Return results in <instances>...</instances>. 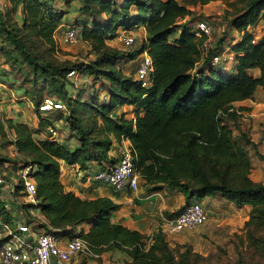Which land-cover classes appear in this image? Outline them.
<instances>
[{
	"label": "trees",
	"instance_id": "obj_1",
	"mask_svg": "<svg viewBox=\"0 0 264 264\" xmlns=\"http://www.w3.org/2000/svg\"><path fill=\"white\" fill-rule=\"evenodd\" d=\"M208 1L132 0L136 4V13L129 14L120 7L116 9V14L124 16L122 20L115 19L113 14L110 17L94 15L90 24L73 22L82 25L80 37L94 47H101V51L89 62H46L43 63L45 68L49 66L51 72L64 79L70 69L83 73L91 71L97 75L98 70H93L95 63L101 60L115 62L125 57L133 60L142 49H146L153 62L152 82L143 87L133 74L124 75L116 67L99 71L105 80L108 79L107 82L101 81L108 101L102 99L100 103L86 104L88 109L96 110L92 123L77 119L68 109L66 120L79 141V145L73 148L54 138H36L34 132L39 128L31 127L27 122H12L15 150L26 157L23 163H33L36 183V202L18 203L19 210L26 211L30 205L38 206L46 218L40 219V226L65 232H70L80 221H92L81 234L97 252L108 244L131 255L133 261L141 262L158 253L169 264H177L161 230L152 236L148 250L142 251L140 232L112 219V212L119 205L117 201L107 195L81 197L65 189L59 179L61 159L78 162L80 167L90 159H107L113 138L126 136L130 140L135 165L145 182L153 183L157 188L166 183L185 194L177 213L191 200L206 194H219L236 206L251 205L246 224H264V180L250 178L251 161L247 148L237 143L228 123V115L235 114L232 102L252 96L257 85L264 87V26L257 41L252 42L251 33L245 31L241 41L232 44L237 71L227 75L222 64L210 62L220 43L201 55L199 40L190 30L188 20L183 19L192 12V6ZM236 1L243 2L244 6L232 17V28L240 30L257 19L264 20V0ZM83 2L84 8L90 10L88 2ZM130 3L125 4L126 10ZM109 4V0L102 1L100 9ZM23 11L24 23L31 26L44 42L54 43L53 31L63 22V12L43 6L42 0H23ZM127 22L145 23L146 40L129 53L108 47L105 43L107 34H114L116 27ZM175 29L179 32L169 40L168 36ZM251 66L259 67L258 76L246 70ZM92 77L96 81L94 75ZM62 83H55L54 91L63 97ZM41 98L34 99L35 107ZM65 103L69 104L67 99ZM122 103L134 105V118L111 114V110ZM39 121L40 128L46 127V118L39 117ZM257 154L264 158V152L257 151ZM6 161L9 160L5 159L3 164ZM215 170L221 173L218 179L209 174ZM229 170L231 174L226 177ZM7 176L12 178L9 173ZM0 216L12 220L11 209L5 208L1 198ZM187 252L182 251V254L187 255ZM238 264L249 263L239 260Z\"/></svg>",
	"mask_w": 264,
	"mask_h": 264
},
{
	"label": "rangeland",
	"instance_id": "obj_2",
	"mask_svg": "<svg viewBox=\"0 0 264 264\" xmlns=\"http://www.w3.org/2000/svg\"><path fill=\"white\" fill-rule=\"evenodd\" d=\"M83 1L42 0L43 6L55 7L63 12L61 20L64 23L58 30L55 29L53 31L54 43H48L40 39L31 26L24 23L23 0H0V79L6 84L5 91H3V99L0 101V174L9 173L12 176L11 179L14 181L18 179V168L25 161L24 159L26 157L18 154L15 150L13 144L15 132L10 124L15 121H24L25 115H21L24 111L29 113L32 110L34 114V99L36 97L41 98L45 95H52L60 98L67 109L70 110V113L73 111L77 119L79 118L83 122L89 121L92 123L96 110L95 108L88 109L86 104L91 102L100 103L102 99L106 98L104 94L99 92L101 89L99 82L102 80L107 82L108 79L105 80V77H102L99 71L116 67L124 72V75L134 74L136 61L133 60L128 63L127 57L120 61L116 60L115 62L101 60L100 63H95L93 70H98L97 75L91 71H89L90 73L77 71L73 75L65 76L67 79L56 76V74L50 71L49 66L46 65L47 68L44 67L43 63L46 62H89V60L92 61L97 53L101 51V47L97 48L92 46L80 36L72 42L61 40L60 33L67 25L76 21L90 24L94 15L110 17L115 14V19L122 20L124 16L116 14L118 13L116 9L119 7L129 14L137 12L136 4L132 0H109V6L102 10L100 9V4L105 0H86L91 8L90 10L84 8ZM212 1L213 6H210L212 8L208 9L210 11L208 14L196 12L197 10L194 11L197 5L195 4L192 6V12L188 15L190 17L194 16L193 19L206 18L212 23L211 43L214 45L217 42L220 43L219 49H221L230 39L232 40L233 35L236 33V30L231 27L230 21L234 14L244 6V3L236 0ZM127 2L131 3L127 6L128 9L126 10L125 4ZM30 15L31 13L29 12V17ZM187 17L189 18V16ZM145 25V23L131 24L129 22L122 24L116 27L114 34H107L105 43L110 48L129 53V51L138 48L146 40L147 33H144ZM263 26L264 20L257 19V22L254 24L257 32L259 29L263 32ZM119 27L131 30L135 34V42L131 46H125L121 42L117 35ZM178 32V29L173 30L170 36H168L169 40H173V37ZM225 48L229 50L228 45L224 46L221 50ZM31 57H36V59H32ZM92 74L96 78V81H93ZM89 80L90 82H88ZM61 81L65 89L63 97L62 94L60 96L54 91L56 88L55 83L60 84ZM257 86H261L264 98L263 85ZM65 99L68 100L69 104L65 103ZM232 105L235 114L228 115V123L232 129L233 137L237 143L247 148L246 151L251 161L248 172L250 178L254 181H262L264 180V158L257 154V151L258 153L264 152V144L259 141L258 150L255 142H252V140L249 142L248 139H250L251 130L258 132L261 129L263 120L259 122L260 120L257 119L256 122H253L251 116L246 114L244 116L243 112L249 110L247 109L249 107L246 102L234 100ZM68 115L69 113H64L61 109H56L48 115L54 120L59 116L62 117V124L58 122L57 129L63 133L62 137L64 138L74 135L69 121L67 120L68 122H65ZM48 124L49 121H47L46 126ZM40 127L37 128L40 129ZM44 127L45 125L42 126V128ZM39 129L38 132H45ZM34 136L41 138L36 135ZM258 139L260 140V136ZM5 159L9 160L8 167H5L3 164ZM209 174H212L210 176L214 179H218L221 173L215 170L214 172L209 171ZM230 174L231 172L229 170L225 176L228 177ZM139 181L144 185L145 179L143 177H140ZM151 185L153 188H157L155 184ZM163 186H167V184L161 183V187ZM203 197H205L204 206L208 208L210 201L213 200V196L203 195L197 200H203ZM213 208L214 211L206 212V218L200 224L194 227L172 231L165 235L174 254L176 263L238 264V261L242 260L249 264H264V224L258 225L255 222L246 224L251 205L244 203L241 206H236L227 199H221L220 203L215 204ZM28 214L30 219H39L30 213ZM165 214L167 216L171 215L168 213ZM137 230L140 232L142 239L139 244L141 247L144 246L142 251L148 250L150 247L149 244L153 240L152 236L157 233V230L150 231L149 233L139 229ZM81 232L82 230L78 229V233ZM102 247L98 255L85 260L87 264H169L158 253L156 255L151 254L148 259L145 258L141 262H137L133 261L131 255L128 253L108 244H104ZM185 250L188 251L187 255L182 254V251Z\"/></svg>",
	"mask_w": 264,
	"mask_h": 264
},
{
	"label": "built area",
	"instance_id": "obj_3",
	"mask_svg": "<svg viewBox=\"0 0 264 264\" xmlns=\"http://www.w3.org/2000/svg\"><path fill=\"white\" fill-rule=\"evenodd\" d=\"M194 17V16H193ZM188 18L190 30L196 39L199 40L201 55H204L211 47L213 25L206 18ZM255 23V22H254ZM254 23L236 30L234 37L224 46L212 54L211 64H222L234 59L236 52L232 44L240 42L245 31L251 33V41H257L262 35V30L258 32ZM82 25L72 23L60 33V39L65 42H72L80 36ZM117 35L125 46H131L135 42V34L126 28L119 27ZM141 46V44H140ZM139 46V47H140ZM134 78L143 87H148L152 82L153 62L152 57L146 49H142L135 58ZM132 60V61H133ZM77 73L76 69L67 71V75ZM6 87L4 81L0 79V101L3 99V91ZM65 108V109H64ZM61 109L64 113L68 109L64 102L55 96L45 95L35 107L37 117H44L49 124L44 128L46 137L55 138L56 126L50 122V112ZM260 140L264 144V120L260 129ZM8 165V161L4 162ZM34 165L31 162L21 163L17 173L19 180H12L7 173L0 174V198L4 201L6 209H11L12 220L8 221L0 216V264H87L85 260L98 255L93 244L81 233H68L59 228L47 229L39 225L41 220L30 219L29 207L27 210L18 209V203L36 202V183L33 178ZM95 177L106 182L115 189H136L138 187L140 173L135 165L134 154L130 145L124 146L116 161L100 168ZM18 184V187H16ZM20 184V185H19ZM17 204V205H16ZM206 218V209L200 200H191L180 212L167 217L163 214L159 217L157 229L165 235L172 231L183 228L194 227ZM30 219V220H29Z\"/></svg>",
	"mask_w": 264,
	"mask_h": 264
},
{
	"label": "crops",
	"instance_id": "obj_4",
	"mask_svg": "<svg viewBox=\"0 0 264 264\" xmlns=\"http://www.w3.org/2000/svg\"><path fill=\"white\" fill-rule=\"evenodd\" d=\"M212 2V3H211ZM213 1L210 0L203 4H197L196 12H204L208 14L210 11L208 9L212 8ZM199 10V11H198ZM189 15H186L187 17ZM257 22V21H256ZM255 22V23H256ZM64 22L60 23L57 27L58 28ZM254 23V24H255ZM144 26V25H143ZM145 29V28H144ZM146 32V29L144 33ZM204 57V56H202ZM201 57V58H202ZM202 61V59H200ZM198 63H201V61ZM132 60H128V63ZM231 61V62H230ZM225 63L223 66V72L227 75H232L237 71V59L234 58ZM128 70V66H127ZM249 73L253 75H259V67L258 66H251L246 69ZM90 82V80L88 81ZM99 86H101L100 93L104 94L106 97L103 99L104 101H108V94L106 92V88L104 87L103 83L100 81ZM102 100V101H103ZM235 101L239 102H246L248 105L249 110L244 113L246 115L251 116L253 122H256L259 119L261 122L264 120V98L261 86H257L254 90V93L250 97H245L242 99H237ZM35 107V106H34ZM35 110V109H34ZM63 112V111H62ZM142 113V111H140ZM111 114L114 116L124 115L127 118H134V105L131 103H122L116 105L112 110ZM262 114V115H261ZM21 115H25L24 121L28 122L29 125L35 127H40L38 117L33 114L31 110L29 113L22 112ZM52 118V117H51ZM62 117H58L55 120L51 119L50 122L56 126V134L55 139L64 143L69 148H73L79 145V141L76 136L70 135L68 138L62 137L63 133L58 131L57 126L58 122L62 124ZM67 123L68 121L65 120ZM252 122V121H251ZM68 125V124H67ZM45 128V127H44ZM44 128H40L45 131ZM37 137H46L47 134L45 132H35ZM260 136V129L259 131L251 130L250 131V139L256 143L257 149ZM76 137V138H75ZM130 145V140L126 136H122L120 139L113 138L112 144L108 150V158L102 160H95L90 159L87 160L84 167H80L78 162H66L65 160H60V168H59V179L63 185V187L67 190L74 191L77 195L84 197V198H91L99 195H107L110 196L113 200L119 203L118 207L113 210L112 212V219L124 223L131 228H137L141 231H145L149 233L150 231L153 232L157 229V223L159 222V217L161 214L167 216L165 213L171 214L170 216L175 215L177 212V207L184 201V193L181 190H178L176 187L170 188L168 186L153 188L149 182H145L144 185L138 183V187L136 189H115L111 185L107 184L104 181L95 177L96 172L114 161L117 160L119 157L121 150L124 146ZM259 150V149H258ZM261 152V151H260ZM140 180V178H139ZM212 197V201H210V205L208 208L204 206V199H201L206 212L214 211L215 204H219L221 199H225L218 194H206ZM215 197V198H214ZM218 197V198H217ZM211 198V197H210ZM207 204V202H205ZM213 208V209H211ZM29 213L36 216L37 220H46L43 213L40 211L38 206H31L28 209ZM167 216V217H170ZM36 220L35 218H33ZM92 221H80L75 224L73 227L72 233L78 232V229L82 231H86Z\"/></svg>",
	"mask_w": 264,
	"mask_h": 264
},
{
	"label": "clouds",
	"instance_id": "obj_5",
	"mask_svg": "<svg viewBox=\"0 0 264 264\" xmlns=\"http://www.w3.org/2000/svg\"><path fill=\"white\" fill-rule=\"evenodd\" d=\"M234 29V28H233ZM55 139V138H54Z\"/></svg>",
	"mask_w": 264,
	"mask_h": 264
}]
</instances>
